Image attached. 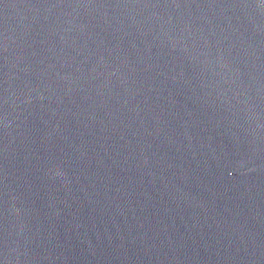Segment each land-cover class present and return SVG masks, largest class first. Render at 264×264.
Instances as JSON below:
<instances>
[{
    "label": "water",
    "instance_id": "obj_1",
    "mask_svg": "<svg viewBox=\"0 0 264 264\" xmlns=\"http://www.w3.org/2000/svg\"><path fill=\"white\" fill-rule=\"evenodd\" d=\"M0 244L264 264V0H0Z\"/></svg>",
    "mask_w": 264,
    "mask_h": 264
}]
</instances>
